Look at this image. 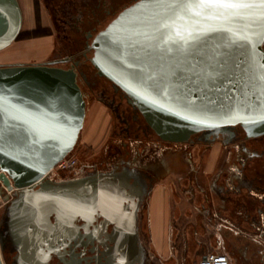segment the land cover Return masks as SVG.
I'll return each instance as SVG.
<instances>
[{
  "label": "water",
  "instance_id": "1",
  "mask_svg": "<svg viewBox=\"0 0 264 264\" xmlns=\"http://www.w3.org/2000/svg\"><path fill=\"white\" fill-rule=\"evenodd\" d=\"M148 2L136 0L125 6L92 36L86 50H92L87 60L95 73L124 94L162 141L190 142L197 134L212 140L210 136L227 133L236 125L245 138L264 135V81L259 79L264 74V27L249 29L257 34L250 37L251 45L241 42L245 64L241 65L243 71L233 69V84L229 85L223 70L215 81L205 79L206 72L215 67L212 58L216 50L227 42L225 33L216 32L202 39L198 48L190 49L203 63L192 60L183 45L191 43L189 33L197 27L243 29L244 24L206 21L191 12L168 17V27L153 34L154 47L139 55L163 57L165 68L179 65L176 70L196 83L172 78L163 93L142 84L137 78L140 69L128 66L132 50L125 38L158 11L146 7ZM21 27L18 0H0V50L16 39ZM239 55L234 46L233 58ZM65 61L67 58L0 63V197L6 202L8 236L13 243L21 240L28 244L50 236H85L93 241L97 230L94 221L100 217L98 228L105 231L113 224L112 236L118 244L132 248L131 264H140L136 214L152 183L149 174L121 165L107 173L68 180L46 176L72 151L85 118V100L74 70L77 62L67 68L56 65ZM201 120L205 123H198Z\"/></svg>",
  "mask_w": 264,
  "mask_h": 264
},
{
  "label": "rangeland",
  "instance_id": "2",
  "mask_svg": "<svg viewBox=\"0 0 264 264\" xmlns=\"http://www.w3.org/2000/svg\"><path fill=\"white\" fill-rule=\"evenodd\" d=\"M33 6L34 17L38 18L40 29L34 33L36 34L34 37L16 40L22 41L24 44L22 51L27 53L34 48V51L38 53V57L32 56L31 60H35V62H45L53 58L73 55L76 60L81 62L79 69L84 70L88 77L96 82L95 87L90 92V97H86L84 125L79 132L74 148L68 154L69 157L75 160V167L66 171L54 169L48 178L55 181L74 179L94 172L107 173L121 165L130 166L141 172L153 171L155 175L161 177V174L166 169V166H163L164 163L169 162V158L172 157L170 150L164 149L160 139L148 127L140 113L128 102L124 94L110 81L100 78L95 73V70L87 60L91 56L92 51L86 50L83 46L85 32L89 31L91 26L94 27L91 31L92 35L87 39L89 43L92 36L102 29L122 9V6L120 8L117 7L114 12L99 21H90L91 25L88 23L87 17L82 15L81 4L76 3L74 0H57V2L54 0H33ZM107 6L105 5L104 9H108ZM109 9L112 10V8ZM28 22V15H23L22 13L21 31H28L24 29ZM69 44H72L73 47ZM13 46L11 45L1 51L0 56L5 52L12 51ZM84 52L86 56L83 55ZM24 55L25 53L22 54V56ZM102 81L105 82L104 88L106 90L101 89L100 83ZM107 95L110 97L112 95L116 100L115 102H120L126 112L123 114L120 108L116 109L115 102L113 103L114 105L109 103L110 100L109 97L106 98ZM124 119L127 120L130 131L129 134H126V137L123 131ZM136 125H139L140 132L143 131L144 133L142 132L141 134L139 130L135 129L134 126ZM237 130L235 127L229 129L226 140L230 143L216 144L217 149L220 148L225 153L227 150L230 151V153L225 155L231 158L237 156L239 152L234 149L237 148L235 144L244 138V132ZM198 137L199 134L194 135L192 143H207L204 142L205 140L202 142L197 141ZM190 142L176 144L177 148L181 147L180 149L178 148L176 156L183 160V168L178 170L183 174L189 171L191 164H196V158L189 147L191 146ZM239 157H241L240 152L238 153ZM197 166L201 167L197 164L195 168ZM200 169L202 170V167ZM225 170L227 174L228 168ZM197 173H199V170H197ZM219 179V182H222L221 177ZM6 191L8 194L11 193V191ZM1 203L0 198V205ZM148 203L149 196L147 194L141 205L146 206ZM214 251L219 250H213L212 252Z\"/></svg>",
  "mask_w": 264,
  "mask_h": 264
},
{
  "label": "flooded vegetation",
  "instance_id": "3",
  "mask_svg": "<svg viewBox=\"0 0 264 264\" xmlns=\"http://www.w3.org/2000/svg\"><path fill=\"white\" fill-rule=\"evenodd\" d=\"M54 1L57 2V0ZM74 1H76V3L78 4H81L80 7L83 10L82 15L87 17V21L91 25L92 23L90 21H99L103 19V17H105L106 15L114 12L117 7L120 8L122 6L123 9L125 6L133 3L136 0ZM105 5H108V9H104ZM109 8H112V10H110ZM93 29L94 27L91 26L90 30L85 32L83 45L85 48L88 43L87 39L92 35L91 31ZM72 44L69 45L73 47ZM63 58H67V61L56 63V65L67 68L71 64H73L74 61L77 62V65L74 66V70L76 71V81L83 94L86 107V97H90V92L93 87H95L96 82L94 80H91L88 77L87 73L84 72V70L79 69V65H81V62L79 60H76L73 55L53 58L52 60H60ZM62 64H66L67 66H63ZM100 85L102 86L101 89L103 88L102 90H106L104 88V81H102ZM107 97H109V103L114 105L113 103L116 100L113 98V96L111 95L110 97L109 95H107L106 98ZM115 103L116 109L120 108L121 113L124 114L126 111L122 107L121 103L118 101ZM124 120L125 124L123 131L124 136L126 137V134H129L130 131L128 129L129 124L126 122L127 120ZM134 128L139 130V132L141 131L139 125L134 126ZM142 132L140 133L142 134ZM160 143L163 144L164 149L170 150L169 152L171 156H176L178 148H181H177L176 144L178 143L166 142L162 140H160ZM217 143L224 144L221 142V140L214 139L209 140L205 144H194L191 141L189 143L191 146L189 147L192 149L191 153H193L195 158L197 157L198 159H201L205 155V153L210 152L211 148L216 146ZM235 147L237 148L234 149H237V151H239L241 154V157L238 158V167L240 169V172L244 174V176L250 178L249 181H247L246 183H241L240 185H238V187H230L229 184L225 182L227 174L223 170L221 171V174H218V179L221 177L222 182H219V185H221L222 188L214 187L211 185V182H203V180H201L200 175L203 174L204 171L200 169L201 167L197 166V168H195L197 165L196 163L193 165L191 164L189 171L184 174L182 178L179 179V184L183 185L184 187H189L192 196H194V198L199 199L200 204L203 207H206L210 211L216 210L219 213L221 211L226 212L228 214L227 217L231 218L235 221V223L239 225L240 220L238 219L235 213L238 208H240L241 211L245 212L246 215L250 216L252 221H255V219H257V214L260 210L264 213V198L260 201H257L253 199L251 195H246L247 193H241V190H243L244 188L246 191H249L251 189L264 190V135L255 138H245L244 136L242 140L238 141L237 144H235ZM219 152L221 153V156H224L226 153H230V151L228 150L225 153L220 149ZM238 153L237 156L234 157H238ZM197 170H199V173H197ZM143 172L149 174L153 180H155L158 176L155 175L153 171ZM212 192H215L217 196L218 201L216 204L213 203V200L211 198V195L213 194ZM1 202L0 264H131V259L133 258L134 254L132 248L131 250H129V248L123 247V245L118 244L119 240L116 237L112 236L113 224H108L105 228V231H102L101 228H98L101 221L100 217H97V219L94 221L97 230L96 236L93 241H89V239H87V237L85 236H50L45 238H35L31 241V244H28L21 240H19V242L13 243L10 237L8 236L7 222L4 220L6 212V202L3 201L2 198ZM148 208V205L144 206L140 203L136 214V234L141 247L140 254H138V256H140V264H154L153 261L150 260V251L148 248ZM254 211L257 213L256 215L251 214ZM77 223L80 224L82 223V221H78ZM201 253L202 255H204L203 250H201ZM205 256H203L201 260H203Z\"/></svg>",
  "mask_w": 264,
  "mask_h": 264
},
{
  "label": "crops",
  "instance_id": "4",
  "mask_svg": "<svg viewBox=\"0 0 264 264\" xmlns=\"http://www.w3.org/2000/svg\"><path fill=\"white\" fill-rule=\"evenodd\" d=\"M18 2L23 15H28L29 22L24 29L28 31L34 29L33 0H18ZM11 45H14L13 50L2 54L0 63H29L35 62L31 60L32 56L38 57L34 48L27 53L23 52L22 41L14 40L9 44ZM227 133H219L209 138L219 139L222 143L228 144L230 142L226 140ZM197 141L202 142L203 139L198 137ZM219 149L214 146L201 159L196 157L195 162L204 171L200 175L201 180L222 188L219 185L218 174L228 168L225 182L230 187H238L241 183L249 181L250 178L240 172L238 157L221 156ZM183 165V160L172 156L169 162L164 163L166 169L161 177L152 179L147 193L150 260L154 264H199L203 256L212 253L213 250H219L228 256V264H264V213L261 210L258 214L252 212L251 214H257V219L252 221L250 216L238 208L235 211L240 220L238 225L227 217L226 212L208 210L200 204L199 199L192 196L189 187L179 184V179L184 174L178 170L182 169ZM212 193L211 198L216 204L217 196L215 192ZM241 193H247L246 195H251L257 201L264 198V190L246 191L244 188ZM201 250L204 251V255Z\"/></svg>",
  "mask_w": 264,
  "mask_h": 264
},
{
  "label": "snow or ice",
  "instance_id": "5",
  "mask_svg": "<svg viewBox=\"0 0 264 264\" xmlns=\"http://www.w3.org/2000/svg\"><path fill=\"white\" fill-rule=\"evenodd\" d=\"M145 6L158 11L153 17L141 21L137 28L125 38L126 46L132 50L130 52L132 62L128 66L129 68L140 69L137 78L142 84H149L153 89L163 93L167 92L168 82L172 78L186 83H196L183 71L176 70L179 65L165 68L162 64L163 57L154 58L147 53L143 56L139 55L146 49L154 47L153 41L156 36L153 34L168 27V17L191 12L197 17H204L206 21L223 20L229 24L240 21L244 24L243 29H234L230 26L221 29L210 26L205 30L197 27L194 32L189 33L191 43L185 41L183 45V51L190 55L192 60L203 63L202 59H198V54L191 52L190 49L198 48L202 39L216 32L225 33L227 42L216 50L212 58L215 59V67L206 72L205 79L215 81V78L221 74L219 70H223L224 73L228 74L226 79L229 85L233 84L231 80L233 69L243 71L241 65L245 64V60L241 59V57L246 56L243 51L245 45L241 42L247 41L251 45L250 37L257 34L249 33V29L264 27V0H149ZM155 21H158V24ZM234 46L240 53L235 58H233ZM168 51L171 52V48H168ZM259 79L264 81V74H261ZM205 87H207V83H205ZM213 87L219 90L217 84L213 83ZM213 103L215 102L213 101ZM198 123H205V121L201 120Z\"/></svg>",
  "mask_w": 264,
  "mask_h": 264
},
{
  "label": "built area",
  "instance_id": "6",
  "mask_svg": "<svg viewBox=\"0 0 264 264\" xmlns=\"http://www.w3.org/2000/svg\"><path fill=\"white\" fill-rule=\"evenodd\" d=\"M75 167V160L68 155L59 160L54 167H52L46 174L48 177L54 169L57 170H71ZM11 195V193H9ZM199 264H228V256L221 251H214L206 254L203 260Z\"/></svg>",
  "mask_w": 264,
  "mask_h": 264
},
{
  "label": "trees",
  "instance_id": "7",
  "mask_svg": "<svg viewBox=\"0 0 264 264\" xmlns=\"http://www.w3.org/2000/svg\"><path fill=\"white\" fill-rule=\"evenodd\" d=\"M35 22H36V27H35L34 29L29 30V31H20L19 34L17 35L15 41H16V40H19V39H22V38H29V37H34V36H36V34H34V33H36V31H37L38 29H40V28H39V27H40V26H39V20H38L37 17L35 18Z\"/></svg>",
  "mask_w": 264,
  "mask_h": 264
},
{
  "label": "bare ground",
  "instance_id": "8",
  "mask_svg": "<svg viewBox=\"0 0 264 264\" xmlns=\"http://www.w3.org/2000/svg\"><path fill=\"white\" fill-rule=\"evenodd\" d=\"M235 129H236V130H237V129H238V130H242L238 125L235 126ZM238 130H237V131H238Z\"/></svg>",
  "mask_w": 264,
  "mask_h": 264
}]
</instances>
